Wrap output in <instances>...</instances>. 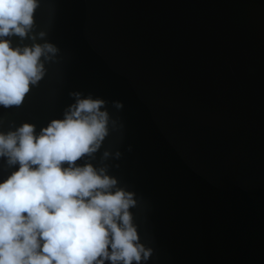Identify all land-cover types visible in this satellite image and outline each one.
<instances>
[{
    "label": "water",
    "instance_id": "obj_1",
    "mask_svg": "<svg viewBox=\"0 0 264 264\" xmlns=\"http://www.w3.org/2000/svg\"><path fill=\"white\" fill-rule=\"evenodd\" d=\"M34 18L59 52L0 131L104 99L118 127L90 162L121 152L105 163L135 194L141 264H264V0H40ZM16 168L0 158V181Z\"/></svg>",
    "mask_w": 264,
    "mask_h": 264
},
{
    "label": "clouds",
    "instance_id": "obj_2",
    "mask_svg": "<svg viewBox=\"0 0 264 264\" xmlns=\"http://www.w3.org/2000/svg\"><path fill=\"white\" fill-rule=\"evenodd\" d=\"M39 6L40 0H0L4 108L23 104L46 75L45 62L59 52L44 30L35 31ZM13 36L21 43L13 46ZM69 96L63 117L38 134L28 122L0 131V158L18 165L0 181V264H141L153 250L141 243L134 223L135 194L118 186L105 163L121 152L104 149L99 166L90 162L117 121L104 99L78 91ZM112 104L123 108L120 101Z\"/></svg>",
    "mask_w": 264,
    "mask_h": 264
}]
</instances>
